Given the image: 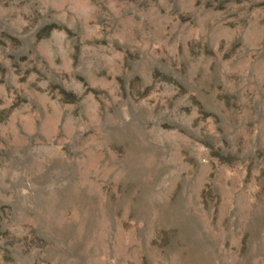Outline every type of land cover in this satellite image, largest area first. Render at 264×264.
Here are the masks:
<instances>
[{"label": "rangeland", "instance_id": "1", "mask_svg": "<svg viewBox=\"0 0 264 264\" xmlns=\"http://www.w3.org/2000/svg\"><path fill=\"white\" fill-rule=\"evenodd\" d=\"M0 264H264V0H0Z\"/></svg>", "mask_w": 264, "mask_h": 264}]
</instances>
